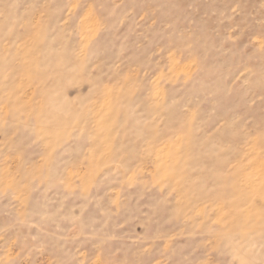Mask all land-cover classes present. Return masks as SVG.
I'll list each match as a JSON object with an SVG mask.
<instances>
[{"label": "rangeland", "instance_id": "1", "mask_svg": "<svg viewBox=\"0 0 264 264\" xmlns=\"http://www.w3.org/2000/svg\"><path fill=\"white\" fill-rule=\"evenodd\" d=\"M0 264H264V0H0Z\"/></svg>", "mask_w": 264, "mask_h": 264}]
</instances>
